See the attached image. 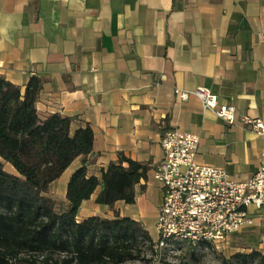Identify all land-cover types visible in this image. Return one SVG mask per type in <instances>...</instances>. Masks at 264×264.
Listing matches in <instances>:
<instances>
[{"label":"crops","instance_id":"crops-1","mask_svg":"<svg viewBox=\"0 0 264 264\" xmlns=\"http://www.w3.org/2000/svg\"><path fill=\"white\" fill-rule=\"evenodd\" d=\"M0 73L22 90L30 77L41 78V115L75 117L72 131L90 125L91 175L100 177L121 156L148 167L135 203L115 204L146 229L140 203L155 199V225L162 190L153 169L165 129L198 135L196 160L236 181L250 178L264 153V138L239 122L248 114L264 123V0H0ZM199 87L233 105L237 122L175 93ZM78 166L74 161L51 184L53 198L65 201ZM98 191L78 219L114 216L94 202Z\"/></svg>","mask_w":264,"mask_h":264},{"label":"trees","instance_id":"trees-1","mask_svg":"<svg viewBox=\"0 0 264 264\" xmlns=\"http://www.w3.org/2000/svg\"><path fill=\"white\" fill-rule=\"evenodd\" d=\"M43 82L32 76L22 90L0 73V264H127L144 260L146 245L156 254L144 225L115 208L119 201L135 203V187L148 167L121 156L100 177L91 175L88 167L96 156L92 128L86 124L72 131L75 117L41 115L36 102ZM76 160L79 166L68 178L58 209L50 186ZM97 188L94 202L114 216L78 219L81 204ZM237 257L241 264H264L259 251Z\"/></svg>","mask_w":264,"mask_h":264},{"label":"built area","instance_id":"built-area-1","mask_svg":"<svg viewBox=\"0 0 264 264\" xmlns=\"http://www.w3.org/2000/svg\"><path fill=\"white\" fill-rule=\"evenodd\" d=\"M175 93L182 100L195 97L204 111L228 124L237 122L235 107L220 103L208 88ZM239 122L264 138L260 118L244 114ZM199 141L198 135L177 128L165 129L160 138L163 156L153 169V179L162 190L155 222L157 252L180 244L217 247L257 219L264 221V153L256 172L236 181L223 168L196 160Z\"/></svg>","mask_w":264,"mask_h":264},{"label":"rangeland","instance_id":"rangeland-1","mask_svg":"<svg viewBox=\"0 0 264 264\" xmlns=\"http://www.w3.org/2000/svg\"><path fill=\"white\" fill-rule=\"evenodd\" d=\"M56 201L57 208L61 209L63 201L59 196H56ZM140 205L146 214L145 225L155 241L157 238L154 225L155 199L147 202L142 200ZM142 249L144 260L127 264H241L237 257L238 253H250L253 250L264 253V221L255 222L254 225L232 234L217 247L180 244L170 249H163L154 255L148 250L147 245ZM248 264L257 263L254 260Z\"/></svg>","mask_w":264,"mask_h":264}]
</instances>
